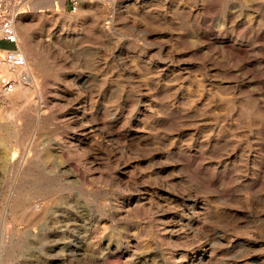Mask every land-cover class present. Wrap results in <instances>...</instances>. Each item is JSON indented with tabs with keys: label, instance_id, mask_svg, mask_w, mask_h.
Here are the masks:
<instances>
[{
	"label": "rangeland",
	"instance_id": "rangeland-1",
	"mask_svg": "<svg viewBox=\"0 0 264 264\" xmlns=\"http://www.w3.org/2000/svg\"><path fill=\"white\" fill-rule=\"evenodd\" d=\"M4 18L38 62L0 85V264H264V0Z\"/></svg>",
	"mask_w": 264,
	"mask_h": 264
},
{
	"label": "built area",
	"instance_id": "built-area-1",
	"mask_svg": "<svg viewBox=\"0 0 264 264\" xmlns=\"http://www.w3.org/2000/svg\"><path fill=\"white\" fill-rule=\"evenodd\" d=\"M12 18H4L0 20V70L5 64L18 68L26 65L27 59L23 51L20 49L18 34L15 31ZM8 47L4 48V44ZM4 89L12 91L14 82L6 80Z\"/></svg>",
	"mask_w": 264,
	"mask_h": 264
},
{
	"label": "bare ground",
	"instance_id": "bare-ground-1",
	"mask_svg": "<svg viewBox=\"0 0 264 264\" xmlns=\"http://www.w3.org/2000/svg\"><path fill=\"white\" fill-rule=\"evenodd\" d=\"M22 18V17H21ZM13 21V24H14V28H15V31H16V33L18 34V38H19V45H20V36H19V33L17 32V20L14 18V20H12ZM20 21V20H19ZM21 27H22V25H21ZM21 29V28H20ZM26 29V28H25ZM26 32V31H25ZM24 32V33H25ZM23 33V34H24ZM21 34V33H20ZM23 41V40H22ZM31 40L30 39H27V41L26 42H23V44H22V47H21V45H20V49L23 51V53L25 54V56H26V59H27V62H26V65H24V66H22V67H18V68H13V67H11V66H9V65H7V64H5L4 66H3V68L0 70V85H1V81H6V80H11V81H19L20 82V84H19V86H20V88L22 89L21 91H23V93L25 92V89L27 88V86L29 85L28 84V81H29V79L30 78H32V70H31V65H29L30 64V60H33V61H37L38 62V54L37 53H35L34 55H33V57H31V56H29V52L27 53V51H26V46H27V44L28 45H30L31 44ZM30 47V46H29ZM32 47V46H31ZM27 49H28V46H27ZM36 51V50H35ZM235 51V50H234ZM238 52V51H237ZM240 53V52H239ZM241 54V53H240ZM33 65V64H32ZM20 68H23L22 70H21V73H20V71L18 70V69H20ZM34 71V70H33ZM4 77H7V78H5L4 79ZM13 81V82H14ZM3 85H2V87H3V89H4V83H2ZM18 84V83H17ZM27 89H29V88H27ZM15 90V82H14V89L12 90V91H7L6 89H4V92H6L7 94L8 93H12L13 91ZM18 93V92H17ZM18 95V94H17ZM8 102V101H7Z\"/></svg>",
	"mask_w": 264,
	"mask_h": 264
},
{
	"label": "crops",
	"instance_id": "crops-1",
	"mask_svg": "<svg viewBox=\"0 0 264 264\" xmlns=\"http://www.w3.org/2000/svg\"><path fill=\"white\" fill-rule=\"evenodd\" d=\"M6 47H8V44L5 43V44H4V48H6Z\"/></svg>",
	"mask_w": 264,
	"mask_h": 264
}]
</instances>
